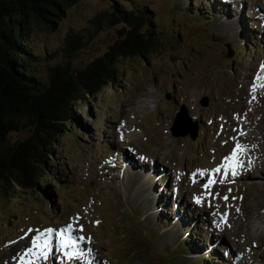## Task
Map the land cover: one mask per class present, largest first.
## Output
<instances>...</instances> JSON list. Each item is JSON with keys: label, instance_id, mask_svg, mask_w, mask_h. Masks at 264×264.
Masks as SVG:
<instances>
[{"label": "rangeland", "instance_id": "374dc122", "mask_svg": "<svg viewBox=\"0 0 264 264\" xmlns=\"http://www.w3.org/2000/svg\"><path fill=\"white\" fill-rule=\"evenodd\" d=\"M113 1L79 0L55 28H36L39 69L69 60L59 49L67 31L86 27ZM121 2H146L162 32L160 49L119 59L114 87L74 107L58 147L65 167L56 174L67 181L53 189L54 200L35 192L10 200L0 187V264H186L198 256L184 261L177 252L187 232L203 233L222 264H264V0ZM226 9L239 27L223 23ZM116 37L105 29L70 60L84 66ZM183 105L181 129H198L195 140L172 134ZM237 144L244 150L232 175L224 158ZM197 170L205 172L194 183ZM210 179L216 183L206 190ZM68 225L63 238L76 243L62 246ZM46 229L53 231L42 237L44 259L27 249Z\"/></svg>", "mask_w": 264, "mask_h": 264}, {"label": "trees", "instance_id": "16d2710c", "mask_svg": "<svg viewBox=\"0 0 264 264\" xmlns=\"http://www.w3.org/2000/svg\"><path fill=\"white\" fill-rule=\"evenodd\" d=\"M78 1L0 0V187L10 200L31 192L56 198L53 189L63 188L67 181L56 174L65 167L58 161V147L74 124V107L114 87L121 78L119 59L146 57L160 49L157 16L146 2L114 0L86 27L67 31L59 49L69 60L49 64L42 72L31 34L36 28H55L64 10ZM196 14L207 18L201 11ZM112 28L117 37L102 55L84 66L73 65L72 56ZM25 132L24 138L11 139L12 134ZM205 242L203 233L187 232L177 252L187 257L184 261L198 255L186 264H222Z\"/></svg>", "mask_w": 264, "mask_h": 264}, {"label": "snow or ice", "instance_id": "6c2138e0", "mask_svg": "<svg viewBox=\"0 0 264 264\" xmlns=\"http://www.w3.org/2000/svg\"><path fill=\"white\" fill-rule=\"evenodd\" d=\"M261 67L264 68V64H262ZM257 75H258V77L260 76L259 73ZM121 138H123V135H122ZM243 150H244V147L242 145H240V144H237L233 148L232 152L228 156H226L224 158L226 161H228V163L226 165H224V167H225V169H230L232 175H236L237 174L235 169H236V167L240 166L239 161H238V153L243 151ZM214 171L220 172L221 168H216ZM204 172H205V170H197L196 172L192 173L191 175H192V178H193V182L194 183L196 182L197 174L204 175ZM225 174H227V172ZM220 182L222 183L223 181H220ZM213 183H216V181L210 179L207 183H205L203 185L204 189L208 190L209 186L211 184H213ZM208 195H214V194L211 193V192H208ZM195 199H196V203H201L202 202V197H196ZM223 199L227 200L228 197L224 196ZM226 216H227V213H224L223 214V218L226 219ZM71 227H72L71 225H68L65 230H63V231H61L59 233V235L61 236V245L62 246H68L70 244H75L76 243V239L71 237V236H69L67 239L63 238L64 237V233L66 231H70ZM52 231H53V229H46L43 232H40L35 237H33V239H32V245L33 246L28 248L27 252L31 253V252H33V248H36V249L39 250V255L42 256L44 259H47V250L46 249L48 247V241L47 240H43L42 241V237H44L46 233H51ZM79 239H84V238L80 237Z\"/></svg>", "mask_w": 264, "mask_h": 264}, {"label": "water", "instance_id": "95a60500", "mask_svg": "<svg viewBox=\"0 0 264 264\" xmlns=\"http://www.w3.org/2000/svg\"><path fill=\"white\" fill-rule=\"evenodd\" d=\"M203 105L208 104V100L206 98L203 99L202 101ZM188 118V110L185 105L181 106L180 110L177 112L176 117L174 119L171 131L173 136H186L190 135L192 139H196L198 137L199 130L196 129L195 131H185L182 130L181 127L183 123L185 122V119Z\"/></svg>", "mask_w": 264, "mask_h": 264}, {"label": "bare ground", "instance_id": "6f19581e", "mask_svg": "<svg viewBox=\"0 0 264 264\" xmlns=\"http://www.w3.org/2000/svg\"><path fill=\"white\" fill-rule=\"evenodd\" d=\"M226 7V6H225ZM224 7V8H225ZM242 7V6H241ZM228 12H229V14L228 13H225L224 12V16L226 17L227 16V19L225 20V21H223V23L225 22V25L226 26H228V27H235V26H238L239 27V25H240V23L239 24H236L235 23V19H236V17H234V16H232V15H230L231 14V12H230V10H228V9H226ZM229 20V21H228ZM242 28V27H241ZM243 29V28H242ZM132 156V155H131ZM132 159H134V155L131 157ZM135 160V159H134ZM238 161H239V158H238ZM127 165H130L131 164V162H130V160L127 158ZM226 164V163H225ZM130 166H132V165H130ZM129 166V170L131 169L132 171H133V169L131 168ZM134 167V166H133ZM136 168V166L134 167V169ZM128 169V168H127ZM225 172V171H224ZM223 172V173H224ZM259 248V247H258ZM228 256H229V258L230 259H232V260H234L235 259V255L234 254H232V252H229L228 253Z\"/></svg>", "mask_w": 264, "mask_h": 264}]
</instances>
